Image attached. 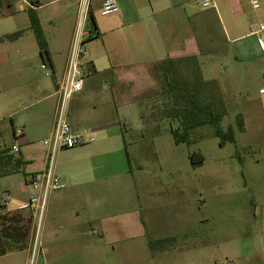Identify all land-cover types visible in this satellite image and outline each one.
<instances>
[{
  "label": "crops",
  "instance_id": "obj_1",
  "mask_svg": "<svg viewBox=\"0 0 264 264\" xmlns=\"http://www.w3.org/2000/svg\"><path fill=\"white\" fill-rule=\"evenodd\" d=\"M33 1L36 0H24L29 8L37 11L41 4L34 7ZM157 1L161 14H156L153 7L150 15L142 19L136 17L130 24L136 25V30H132L136 38H132L133 46H127L128 55L116 46L106 47V53H87L84 57V87L72 97L68 121L74 130L94 134L96 141L77 147L84 150H80L81 157L72 166H67L65 159L60 165L63 151L67 149L57 153L59 165L55 161L54 171L66 187L52 191L46 204L45 210L48 213L49 209L51 215L46 249H40V253L38 249H5L4 242L23 240L24 223L29 222L32 227L40 216L39 209L28 206L29 201H19L18 206L10 208L0 205V264H30L34 253L44 264H93L104 261L105 249H150L149 242L142 248L131 246L135 240L144 242L148 230L144 203L134 182L132 152L127 138L128 127L132 126V131L134 128L137 132L132 141L138 143V150L144 139L156 140L162 136L154 120L145 123L141 118L143 109L160 93L154 72L161 60L196 56L204 78L217 82L227 112L234 109L238 113L236 119L239 116L243 119L242 134L248 136L244 148L249 153H263L258 142L264 141V94L260 93L264 86V51L256 32L264 24V0H260L262 4L258 9L253 7L252 0H214L210 8L200 7L196 0ZM93 15L91 8L94 20ZM96 27L98 35L95 37H99L101 31ZM72 40L63 51H53L48 46V57L42 56L38 49L55 78V88L30 86L22 95L40 97L37 103L44 104L36 114L23 121L22 138L28 146L36 137L53 136L61 99L58 55L64 57L66 72ZM32 60H37V55L19 56L23 63L19 71L25 76H28V67L24 63ZM150 94L154 96H148ZM18 95L21 96L20 90ZM137 108L138 120L134 119ZM19 148L26 163L23 149ZM47 167L45 161L31 171L24 168L21 172L25 185L29 186L33 174ZM119 196L124 205L122 209L117 202Z\"/></svg>",
  "mask_w": 264,
  "mask_h": 264
},
{
  "label": "rangeland",
  "instance_id": "obj_2",
  "mask_svg": "<svg viewBox=\"0 0 264 264\" xmlns=\"http://www.w3.org/2000/svg\"><path fill=\"white\" fill-rule=\"evenodd\" d=\"M101 1L92 0L94 21L101 35L87 42L89 54H103L106 47L118 46L126 55L127 46H133L132 38H136L132 32L136 25L130 24L136 17L142 19L150 15L153 7L156 14L162 13L158 10L157 0H117L119 12L103 16ZM79 2L39 0L38 16L53 51H63L73 39ZM258 2L261 7L262 2ZM29 9L24 0H0V150L21 146L26 156L25 169L31 171L45 161L49 162L51 147L45 142L51 137H36L28 146L18 133L24 130L23 121L44 107L43 103H37L40 97L22 95L30 86L55 88V78L42 69L45 62L30 28ZM20 31L23 32L20 38H6ZM118 42L122 43L117 45ZM22 55H37V60L24 63L28 67V76L19 71L23 64L19 56ZM61 56L58 55L61 69L57 73L60 81L65 74L64 57ZM85 70L86 67L84 74ZM154 76L160 87L156 70ZM237 114L231 109L221 122L224 130L234 128L237 139L236 143L223 146L210 125L196 131L193 139L197 142L176 144L170 133L171 122L164 121L159 126L162 136L156 140L152 137L144 139V143H139L143 146L137 150L138 143L132 141L137 132L134 128L132 131V126L128 127L134 182L144 203L148 230L144 242L135 240L131 246L142 248L146 242L173 236L178 241L168 243L164 249H105L104 261L93 264H264V151L249 153L244 148L248 136L238 130ZM139 117L137 108L134 119ZM258 143L264 150V141ZM81 149L84 150H64L60 165L64 159L67 166L76 164ZM194 152L203 154L201 166H193L190 155ZM55 161L59 165L57 155ZM24 178L23 172L0 176V200L4 193L12 197L8 208L30 200L34 190L25 185ZM117 202L122 209L120 196ZM46 213L45 210L39 220L36 218L32 227L29 222L24 223L23 240L4 242L5 249H38L39 253L40 249H46L51 217L49 209ZM98 235L97 232L96 237ZM30 264L44 263L37 260L34 253Z\"/></svg>",
  "mask_w": 264,
  "mask_h": 264
},
{
  "label": "trees",
  "instance_id": "obj_3",
  "mask_svg": "<svg viewBox=\"0 0 264 264\" xmlns=\"http://www.w3.org/2000/svg\"><path fill=\"white\" fill-rule=\"evenodd\" d=\"M34 7H39V1H33ZM30 28L34 32L42 56L49 55L48 43L45 39L38 13L35 9L28 10ZM93 27L98 35L95 21ZM23 32H17L6 36L8 40L20 38ZM91 40V39H90ZM156 72L160 83V93L141 112V118L145 123L154 120L157 130L164 121L171 122L170 133L176 144H191L197 142L193 139L196 131L210 125L214 128L215 136L221 140V145L236 143L233 127L224 130L221 122L227 115V106L216 81L206 80L203 76L200 62L196 56L181 58H166L156 65ZM178 126L174 127L173 124ZM238 130L244 131L243 119L237 117ZM125 148L127 158L128 143ZM193 166H201L204 156L194 152L190 155ZM25 161L22 156L12 152L11 148L0 150V176H8L24 171ZM177 237H167L149 242L151 249H164L168 243L174 244Z\"/></svg>",
  "mask_w": 264,
  "mask_h": 264
},
{
  "label": "built area",
  "instance_id": "obj_4",
  "mask_svg": "<svg viewBox=\"0 0 264 264\" xmlns=\"http://www.w3.org/2000/svg\"><path fill=\"white\" fill-rule=\"evenodd\" d=\"M214 0H196L197 5L202 8H210ZM255 9L260 7L257 0H252ZM92 0H80L77 15L76 28L73 35L72 46L64 78L59 83V92L61 95L57 110L56 121L53 136L45 142L51 147L50 160L48 167L42 172L33 174L29 186L34 190L28 206L33 209H39L40 218L45 212L49 195L52 191L62 190L66 187L64 181L55 174V158L61 149H73L91 144L96 141L94 134L84 130H74L68 121L69 102L72 97L81 92L84 87L83 58L87 55V42L94 38L97 33L91 22ZM119 12L117 0H104L101 8L103 16L116 14ZM256 34L259 37L260 44L264 51V24H261ZM43 70L49 71L47 63L42 65ZM264 94V86L260 89ZM20 135L23 131L18 132ZM13 153L19 154V146H15ZM11 195L4 193L0 204L7 206L11 202ZM39 218V219H40Z\"/></svg>",
  "mask_w": 264,
  "mask_h": 264
}]
</instances>
